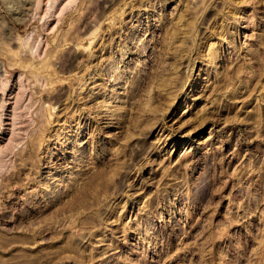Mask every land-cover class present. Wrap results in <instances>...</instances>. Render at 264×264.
<instances>
[{"label":"rangeland","instance_id":"374dc122","mask_svg":"<svg viewBox=\"0 0 264 264\" xmlns=\"http://www.w3.org/2000/svg\"><path fill=\"white\" fill-rule=\"evenodd\" d=\"M54 2L0 0V264H264V0Z\"/></svg>","mask_w":264,"mask_h":264},{"label":"bare ground","instance_id":"6f19581e","mask_svg":"<svg viewBox=\"0 0 264 264\" xmlns=\"http://www.w3.org/2000/svg\"><path fill=\"white\" fill-rule=\"evenodd\" d=\"M54 1L57 2L58 0H54ZM55 2H54V3H55ZM51 3H52V2H51Z\"/></svg>","mask_w":264,"mask_h":264}]
</instances>
